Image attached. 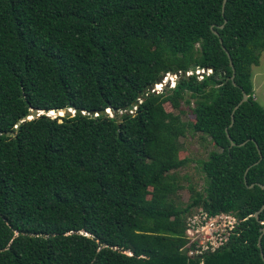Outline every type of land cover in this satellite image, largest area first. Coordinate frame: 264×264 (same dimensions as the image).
<instances>
[{
	"label": "trees",
	"instance_id": "16d2710c",
	"mask_svg": "<svg viewBox=\"0 0 264 264\" xmlns=\"http://www.w3.org/2000/svg\"><path fill=\"white\" fill-rule=\"evenodd\" d=\"M221 2L0 0V264H264V0ZM192 65L210 73L147 93ZM185 95L191 122L162 106ZM67 107L83 115L47 116ZM186 131L214 150L182 206ZM197 209L240 221L200 258L181 249Z\"/></svg>",
	"mask_w": 264,
	"mask_h": 264
},
{
	"label": "rangeland",
	"instance_id": "374dc122",
	"mask_svg": "<svg viewBox=\"0 0 264 264\" xmlns=\"http://www.w3.org/2000/svg\"><path fill=\"white\" fill-rule=\"evenodd\" d=\"M250 73L253 98L258 105L264 108V52L259 53L258 65L252 66ZM169 76L173 79L171 75ZM169 76H166V78L168 77L169 79ZM197 79H200L199 76ZM186 100L189 101L188 107L192 106V101L185 95L178 108L180 112L172 109L169 103H164L162 106L165 112L178 114L182 121L191 122L192 116L187 104H185ZM53 114L55 116L59 115L56 112H53ZM179 142L180 149L177 157L180 160L185 159L186 163L174 173L177 183L181 185V189L176 194V201L183 206L189 200V191L187 189L189 185L196 190H201L203 176L200 171L199 161L204 160L208 152L214 150V147L207 137L193 134L190 131H186L185 135L179 139Z\"/></svg>",
	"mask_w": 264,
	"mask_h": 264
},
{
	"label": "built area",
	"instance_id": "2783aa9c",
	"mask_svg": "<svg viewBox=\"0 0 264 264\" xmlns=\"http://www.w3.org/2000/svg\"><path fill=\"white\" fill-rule=\"evenodd\" d=\"M202 70L187 72L191 75L196 74L201 78L203 74L210 73L209 70L201 75ZM54 117L55 115H49ZM239 220L229 213L208 214L207 212L197 209L185 218L184 234L185 240L182 250L188 257L200 258L203 254L212 253L224 247L231 236L236 235V228Z\"/></svg>",
	"mask_w": 264,
	"mask_h": 264
},
{
	"label": "water",
	"instance_id": "95a60500",
	"mask_svg": "<svg viewBox=\"0 0 264 264\" xmlns=\"http://www.w3.org/2000/svg\"><path fill=\"white\" fill-rule=\"evenodd\" d=\"M224 3H225V0H222L221 2V12L223 11V7H224ZM222 26H220L219 28H221ZM210 29H212V27H210ZM213 35L215 36H218L217 33L215 31H212ZM219 43H220V40H218ZM222 50L224 51V49L222 48ZM227 59H228V65L229 67L231 68V71H232V75H233V69H232V65H231V62L229 60V57H228V54L226 52H224ZM195 70H199V68H197L195 65H192L190 66L189 68V72H194ZM205 72V69L202 70V72H200L199 74H203ZM171 75L173 77V79L169 76ZM166 76H169V79L166 80ZM189 76V74H187V72H175V73H172V74H163L161 75L154 83L150 84L146 91L147 93H153V94H157L158 92L161 91V89L159 88H171L173 87V85L176 83V80L179 79L180 77H187ZM232 78V77H231ZM166 80V81H165ZM157 86H160V87H157ZM169 86V87H168ZM246 101V95L241 91V99L238 101V103L233 107L232 109V112L240 105L242 104L243 102ZM132 108L129 107L128 110H129V113H130V110ZM61 113L58 115V116H74V115H83V112L81 110H78V109H74L72 110L71 107H67L65 108L64 110L60 111ZM115 112V111H114ZM53 113V111H52ZM101 113H109V111H101ZM42 114L40 111H32L31 112V115L29 117H25L23 120H29L33 117H36L38 115ZM88 115H91V114H94L95 116L98 114V112H92V111H89L87 113ZM47 116H49L47 114ZM230 121L232 122V116H230ZM226 138L229 140V137L228 135H226ZM233 144L229 141V146H228V149L230 147H232ZM256 164V163H254ZM252 185H249L248 188H251ZM258 187L262 190H264V186L262 185H258ZM264 208V203L261 205L260 209L258 211H256L254 214H253V218L254 219H257V214ZM261 225H263L262 228L259 229V232H260V235L258 236L257 238V248L259 249L260 248V245H259V239H260V236L261 234L263 233L264 231V222H260ZM259 256H260V259L261 261L264 263V258L262 257V254L261 252H259Z\"/></svg>",
	"mask_w": 264,
	"mask_h": 264
},
{
	"label": "bare ground",
	"instance_id": "6f19581e",
	"mask_svg": "<svg viewBox=\"0 0 264 264\" xmlns=\"http://www.w3.org/2000/svg\"><path fill=\"white\" fill-rule=\"evenodd\" d=\"M50 112H52V111H50ZM50 112H48V115H49Z\"/></svg>",
	"mask_w": 264,
	"mask_h": 264
}]
</instances>
